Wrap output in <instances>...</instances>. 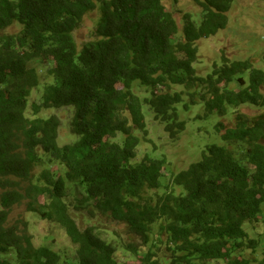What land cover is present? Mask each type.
I'll return each mask as SVG.
<instances>
[{"label":"trees","instance_id":"1","mask_svg":"<svg viewBox=\"0 0 264 264\" xmlns=\"http://www.w3.org/2000/svg\"><path fill=\"white\" fill-rule=\"evenodd\" d=\"M194 2L202 19L185 14L178 23L164 0H0V264L68 263L9 226L24 201L32 219L64 231L75 249L69 264H252L245 251L264 233V72L223 58L201 76L197 42L227 26L233 0ZM97 9L98 39L79 49L74 32ZM36 64L48 82L30 104L41 85ZM176 85L206 115L234 108V127L220 122L225 145L208 146L166 191L147 196L161 186L166 162L146 155L132 163L136 132L148 135L143 103L176 139L185 129L176 106L189 105L184 92H170ZM63 107L73 120L71 143L61 146V120L44 113ZM101 216L125 225L129 239Z\"/></svg>","mask_w":264,"mask_h":264},{"label":"rangeland","instance_id":"2","mask_svg":"<svg viewBox=\"0 0 264 264\" xmlns=\"http://www.w3.org/2000/svg\"><path fill=\"white\" fill-rule=\"evenodd\" d=\"M166 10L174 15L178 23L185 14H191L195 19L201 20L203 17L202 9L194 0H164ZM232 9L227 13V26L210 37H203L197 42L198 57L195 63L197 72L206 77L212 74L215 69L221 68L223 58L229 62L251 61L254 68L264 72V0H233ZM100 17L99 10H95L84 17L80 27L74 32L76 43L81 49L85 44L96 41V28ZM17 29H10L13 33ZM37 71L41 76V85L34 89L29 103L40 101L46 78L45 69L42 64H36ZM32 67V65H30ZM248 78V73L243 74ZM226 87L228 84H221ZM117 88H121L117 85ZM231 89H239L236 82L229 85ZM170 92H184V101L188 102L187 107L183 103L176 106L179 119L185 122V129L176 139H171L170 133L166 131V123L157 119L154 110L148 104L143 103L142 111L144 122L148 131L147 138H141L137 148V156L132 163H139L140 160L148 155L151 159L165 160L164 169L160 178V187L156 190L147 192V196H156L166 191L169 181L177 174L188 170L193 164L202 159L203 151L211 145H225L221 134L216 127L220 122L226 124L225 128L234 127L233 111L229 107L226 116L221 117L217 112L206 115L205 106L202 102H189V94L181 85L172 87ZM202 92V89H201ZM150 92L142 88L138 96L144 100L149 98ZM243 113L254 115L258 110L249 109L247 106L239 108ZM238 110V111H239ZM45 115H56L61 120L59 132V142L61 146L71 143L73 110L68 107L45 110ZM260 113V112H259ZM233 119V122H231ZM75 140L77 139L74 136ZM54 166L53 169H56ZM41 168L36 169V173L41 172ZM176 190L183 191L182 187H175ZM27 212L26 201L17 205L9 216V226H18L27 232L33 239L35 246H48L57 252L63 260L69 264L76 260L75 249L67 240L64 231L53 228L48 221L40 218H31ZM101 220L111 231L117 232L119 238L129 239L130 234L125 225L117 223L110 218L101 216ZM264 219H261L263 221ZM248 225V224H247ZM247 232H250L248 226ZM250 237H252L250 235ZM259 247L256 250H246L244 257L250 259L252 264L258 263L264 257V233L259 236ZM238 255V254H237ZM205 264H226L225 261H211Z\"/></svg>","mask_w":264,"mask_h":264}]
</instances>
